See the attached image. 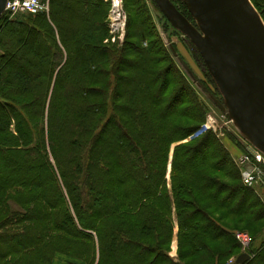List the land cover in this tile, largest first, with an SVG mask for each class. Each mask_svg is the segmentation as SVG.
Here are the masks:
<instances>
[{
  "label": "trees",
  "instance_id": "1",
  "mask_svg": "<svg viewBox=\"0 0 264 264\" xmlns=\"http://www.w3.org/2000/svg\"><path fill=\"white\" fill-rule=\"evenodd\" d=\"M47 1L0 19V264H235L240 224L241 264H264V205L221 141L208 131L169 159L205 113L173 62L157 68L166 49L144 41L158 39L144 0H122L121 43L101 42L108 2Z\"/></svg>",
  "mask_w": 264,
  "mask_h": 264
},
{
  "label": "water",
  "instance_id": "2",
  "mask_svg": "<svg viewBox=\"0 0 264 264\" xmlns=\"http://www.w3.org/2000/svg\"><path fill=\"white\" fill-rule=\"evenodd\" d=\"M6 1L0 0V19ZM152 1L200 54L222 96L219 108L243 138L264 154V21L252 2L183 0L192 23L171 0ZM249 258L241 252L235 264Z\"/></svg>",
  "mask_w": 264,
  "mask_h": 264
},
{
  "label": "rangeland",
  "instance_id": "3",
  "mask_svg": "<svg viewBox=\"0 0 264 264\" xmlns=\"http://www.w3.org/2000/svg\"><path fill=\"white\" fill-rule=\"evenodd\" d=\"M104 1L109 3L107 6L108 7V12H107L108 33L106 37L103 40H101V42L102 43H115V42L121 43L126 38V35H127L126 33H128L129 31L128 29H131L130 27L126 28L128 14L125 12L123 1L119 0V4L117 5L115 9H113L112 7L111 0H104ZM175 1H177L175 3L180 6V3L178 2L179 0H175ZM181 1L182 3H184L183 0ZM144 2L149 11V15L151 16L153 23L155 25L156 34L158 35L157 40H154V38L150 37V38H146L144 41H146L147 43L149 41H161L163 46L166 49V52L164 54H159V55L157 54V59L159 62L157 68L160 70L165 69V67L169 65V62L170 63L173 62L176 65V67H178L180 74H182L185 77L186 82L189 84L192 91H194V93L196 94L200 102H202L203 107H204L205 119L207 118V116L211 115L216 120L215 127L211 129L210 132L213 135H215V137L218 140L221 141V144L228 152L229 157H231V159L236 164L237 162L235 161L238 158V156L243 151L247 150L250 144L243 138V136L234 127L226 111L219 108L218 103H223L222 96L219 93L218 89L216 88L212 78L210 77L203 61H200V59L198 58L194 50L195 47L190 42V40L186 36H184L181 32L174 29L168 23L166 18L162 16V13L156 7L153 1L144 0ZM253 2L257 4L259 10L264 11V0H253ZM115 10H117L116 13H115ZM186 10H187V7H186ZM117 12H120L122 15L118 19H117ZM2 16L5 17V14L4 15L2 14ZM82 16H83L82 14H79L80 18H82ZM130 16H133V11H130ZM24 17L26 16L24 15ZM5 18H4V21L5 20L10 21L14 19L12 18L8 20L7 18L6 19ZM189 20L192 23H194V20L192 19L191 15L189 16ZM111 23H116L117 25L113 27ZM9 33H11L13 36H17V35L25 36L26 35V32L22 30H17V29L13 31L10 30ZM127 37H129L130 41H139L136 37L132 35H129ZM172 49L175 51L176 54L172 52ZM17 63L19 64H18V67L16 66V68H20L23 70L24 68L22 64L26 66V63L23 62L22 59L19 60ZM26 67H29V66H26ZM185 123H189V121L185 120ZM191 123L193 122L190 121V124ZM181 143H184V142L180 140V141H177L176 143H173L170 146L169 159L171 158L173 148L176 145L181 144ZM167 177H168L167 179L169 180V166H168V176ZM230 184L236 185V182H234L231 179ZM254 191L258 196V200L264 205V188L261 186H255ZM260 224H264V220L259 221L257 223L258 226ZM234 227L239 229V230H234L235 232L236 231L246 232L251 238L252 236L251 231L248 232L247 229H244L243 224H240ZM255 228H257V226ZM177 230H178L177 224L174 221V234H173V238L170 243L169 252H168L169 255L173 258L177 257ZM257 243L258 241L256 242V244ZM54 257H55L54 264H67V262L83 263L81 259L74 258L72 254L69 255V254H64V253H55Z\"/></svg>",
  "mask_w": 264,
  "mask_h": 264
},
{
  "label": "built area",
  "instance_id": "4",
  "mask_svg": "<svg viewBox=\"0 0 264 264\" xmlns=\"http://www.w3.org/2000/svg\"><path fill=\"white\" fill-rule=\"evenodd\" d=\"M112 7L115 9L119 3H113ZM41 11H48V1L41 0H7L3 15L7 19H11L20 13H39ZM117 10H115L116 13ZM121 13L117 12V19L120 18ZM116 19V18H115ZM115 27L116 23H111ZM216 120L213 116L209 115L207 118L196 127L188 136L182 139V142H187L196 139L204 133L210 131L215 127ZM237 166L240 171V178L246 187L255 188L261 186L264 188V154L254 148L252 145L243 151L236 159ZM236 240L239 242L241 252H248L250 248L251 238L248 233L243 231L234 232ZM235 256L230 257L228 263H234Z\"/></svg>",
  "mask_w": 264,
  "mask_h": 264
},
{
  "label": "bare ground",
  "instance_id": "5",
  "mask_svg": "<svg viewBox=\"0 0 264 264\" xmlns=\"http://www.w3.org/2000/svg\"><path fill=\"white\" fill-rule=\"evenodd\" d=\"M113 1V3H119V0H112Z\"/></svg>",
  "mask_w": 264,
  "mask_h": 264
}]
</instances>
